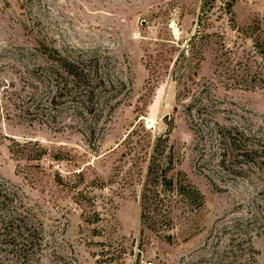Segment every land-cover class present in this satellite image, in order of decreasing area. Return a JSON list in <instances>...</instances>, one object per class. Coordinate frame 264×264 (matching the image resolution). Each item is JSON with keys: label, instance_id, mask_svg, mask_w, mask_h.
<instances>
[{"label": "rangeland", "instance_id": "rangeland-1", "mask_svg": "<svg viewBox=\"0 0 264 264\" xmlns=\"http://www.w3.org/2000/svg\"><path fill=\"white\" fill-rule=\"evenodd\" d=\"M226 1L202 59L173 67L202 0H0V184L40 226L31 264H264V0H235L232 16ZM42 46L99 55L125 84L116 108L83 118L64 99L51 107ZM214 124L253 152L220 167ZM158 136L168 176L201 199L164 189L141 233Z\"/></svg>", "mask_w": 264, "mask_h": 264}, {"label": "trees", "instance_id": "trees-1", "mask_svg": "<svg viewBox=\"0 0 264 264\" xmlns=\"http://www.w3.org/2000/svg\"><path fill=\"white\" fill-rule=\"evenodd\" d=\"M215 1L202 0L195 30L175 59L173 67L177 65L179 57H184L185 54L202 59L209 36L208 19ZM234 1L227 0L224 7V12L231 16ZM40 56L44 64L39 68L52 91L49 102L51 107L64 99V103L69 104L81 117L98 118L106 108L109 113L119 104L116 99L125 84L111 74L107 64L95 52H60L42 46ZM214 125L216 127L206 128L215 135L220 167H226L225 164L230 159L248 157L253 152L240 144L245 140L242 132L236 128L227 129ZM163 140L162 136L156 138L147 166L140 198L141 233L150 229V222L159 220L156 213L158 204L168 195L164 193V189H168L170 195L179 196L185 201L201 199L198 191L185 185L179 177L168 176L174 167L173 156L171 151L165 152V147L161 144ZM178 176H181L180 173ZM42 247L40 226L30 210L15 191L5 189L0 184V264H31L41 254Z\"/></svg>", "mask_w": 264, "mask_h": 264}]
</instances>
